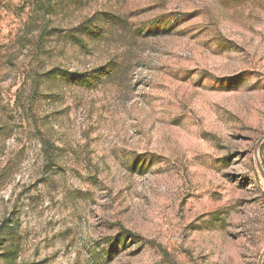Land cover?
I'll return each mask as SVG.
<instances>
[{
    "label": "rangeland",
    "instance_id": "1",
    "mask_svg": "<svg viewBox=\"0 0 264 264\" xmlns=\"http://www.w3.org/2000/svg\"><path fill=\"white\" fill-rule=\"evenodd\" d=\"M263 254L264 0H0V264Z\"/></svg>",
    "mask_w": 264,
    "mask_h": 264
},
{
    "label": "trees",
    "instance_id": "2",
    "mask_svg": "<svg viewBox=\"0 0 264 264\" xmlns=\"http://www.w3.org/2000/svg\"><path fill=\"white\" fill-rule=\"evenodd\" d=\"M103 71L106 73L108 70H103ZM79 77L83 78L86 82H90V76L88 74H80ZM45 150L48 151V144H46Z\"/></svg>",
    "mask_w": 264,
    "mask_h": 264
},
{
    "label": "water",
    "instance_id": "3",
    "mask_svg": "<svg viewBox=\"0 0 264 264\" xmlns=\"http://www.w3.org/2000/svg\"><path fill=\"white\" fill-rule=\"evenodd\" d=\"M263 256H264V254H263ZM263 256L260 258L259 264H261V262H262V259H263Z\"/></svg>",
    "mask_w": 264,
    "mask_h": 264
}]
</instances>
